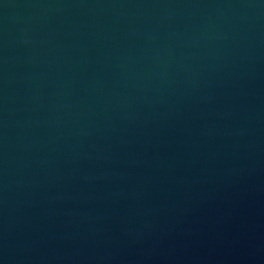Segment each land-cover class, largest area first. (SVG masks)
I'll return each mask as SVG.
<instances>
[{
	"label": "water",
	"instance_id": "95a60500",
	"mask_svg": "<svg viewBox=\"0 0 264 264\" xmlns=\"http://www.w3.org/2000/svg\"><path fill=\"white\" fill-rule=\"evenodd\" d=\"M0 264H264V0H0Z\"/></svg>",
	"mask_w": 264,
	"mask_h": 264
}]
</instances>
